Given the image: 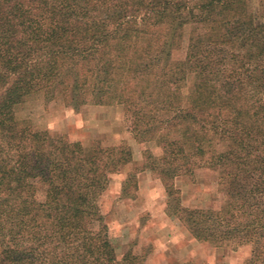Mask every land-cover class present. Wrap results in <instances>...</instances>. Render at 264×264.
<instances>
[{
    "label": "trees",
    "instance_id": "16d2710c",
    "mask_svg": "<svg viewBox=\"0 0 264 264\" xmlns=\"http://www.w3.org/2000/svg\"><path fill=\"white\" fill-rule=\"evenodd\" d=\"M247 0H0V264L118 261L99 199L129 147H85L16 109L37 93L75 110L121 105L198 241L264 264V22ZM191 27L186 57L174 61ZM189 79L192 90L185 93ZM219 173L221 210L181 207L175 180ZM133 176H129V180ZM178 211H172L176 210Z\"/></svg>",
    "mask_w": 264,
    "mask_h": 264
},
{
    "label": "rangeland",
    "instance_id": "374dc122",
    "mask_svg": "<svg viewBox=\"0 0 264 264\" xmlns=\"http://www.w3.org/2000/svg\"><path fill=\"white\" fill-rule=\"evenodd\" d=\"M247 9L258 23L264 22V0H247ZM191 27L186 26L174 61L186 57ZM189 79L185 93L192 90ZM19 120L31 121L38 131L61 135L85 147H129L132 161L109 175L107 190L99 205L118 261L130 256L133 264H249L252 246L235 248L233 244L216 246L198 241L178 216L169 213V196L161 176L150 165L149 156L160 158L162 148L156 142L135 140L131 122L121 105L88 104L75 110L65 96L48 100L43 93L29 97L16 109ZM132 175L133 179L129 180ZM181 207L221 210L225 205L219 173L198 168L192 175L175 180ZM178 211V208H175Z\"/></svg>",
    "mask_w": 264,
    "mask_h": 264
}]
</instances>
